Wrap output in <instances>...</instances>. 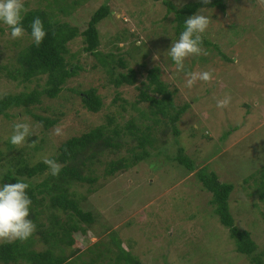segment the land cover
<instances>
[{
    "label": "rangeland",
    "instance_id": "rangeland-1",
    "mask_svg": "<svg viewBox=\"0 0 264 264\" xmlns=\"http://www.w3.org/2000/svg\"><path fill=\"white\" fill-rule=\"evenodd\" d=\"M168 1L179 7L196 0ZM221 3L223 7H201L192 14L202 9L210 18L202 34L206 54L186 58L185 69L179 71L167 51L180 33L162 0H25L28 10H45L55 20L77 27L64 55L76 74L66 79L56 97L41 95L38 103L9 107L0 115V185L12 183L2 173L18 156L30 164L43 161L55 154L62 140L108 123L109 118L110 125L120 126L132 119L138 134L154 143L147 145L150 156L133 161L140 148L133 134L123 133L118 146L103 150L92 164L87 161L89 170L83 171L95 180L75 181L71 190L78 207L89 211L93 220L89 225L79 222L85 231H71L74 243L66 252L75 255L65 264H82L97 256L98 264L114 263L119 250L113 237L141 264H264V0ZM101 4H107L110 13L97 23L99 44L94 53L88 52L81 32ZM10 31L0 21V97L41 90L46 80V75L27 82L9 76L17 67L16 54L32 41L26 32L13 40ZM130 68L135 70V83L114 85L112 79ZM149 70L172 91L176 106L189 104L175 124L178 135L165 117L152 121L148 102L140 99L143 90L159 96L147 80ZM205 70L213 72L210 82L187 87V72ZM89 88L101 98L97 112L87 110L73 91ZM225 96L231 97L228 107L218 108L217 99ZM32 114L55 123L46 128ZM21 120L30 122L35 134L17 148L9 137L13 124ZM57 126L62 135L54 134ZM179 147L191 159L192 170L173 159ZM111 162L122 167L111 171ZM201 170L232 183L229 210L235 225L248 230L256 243L251 255L235 250L227 227L213 212L211 192L197 177ZM49 172L31 180H41ZM58 215L73 221L63 211ZM32 240L36 250L47 246L36 230Z\"/></svg>",
    "mask_w": 264,
    "mask_h": 264
},
{
    "label": "trees",
    "instance_id": "trees-1",
    "mask_svg": "<svg viewBox=\"0 0 264 264\" xmlns=\"http://www.w3.org/2000/svg\"><path fill=\"white\" fill-rule=\"evenodd\" d=\"M162 1L165 3L167 11L173 13L176 32L178 33L184 30L185 20L197 9L215 5L223 7L221 0H211L207 5L203 4L201 0H196L179 7L168 0ZM109 13L110 10L107 4H101L92 13L87 27L81 32L86 43L84 50L94 53L99 44L97 23ZM35 17L42 19L47 35L39 47L32 40L16 54L17 67L10 70L9 76L14 79L19 77L22 82H27L34 77L46 75L44 87L41 90L33 89L29 92L4 94L0 97V115L6 114L9 107L23 106L26 108L38 103L41 95L48 98L56 97L62 90L66 79L76 74L75 68L68 63L64 55L67 52V43L78 34L77 27L70 25L68 22L55 20L45 10L30 9L24 14L22 22L25 32L29 35H31L30 24ZM206 43L207 41L203 39V44ZM119 63L120 65L124 64L121 60ZM135 75V70L130 68L126 73H119L112 81L116 86L134 84ZM147 80L152 85V91L159 95L153 96L145 90L140 92V99L147 101L149 104L152 121H154V118L158 121V115L165 117L172 126L173 134L178 135L179 131L175 124L179 116L189 107V104L184 103L176 106L172 99V91L159 78L157 72L149 70ZM73 91L80 95L81 102L87 110L91 112L99 111L102 101L95 88L74 89ZM31 116L46 128L55 123V120L47 116L40 114H32ZM112 122L113 118H109L108 123L98 124L82 134L71 135L62 140L57 145L55 154L49 157L61 165L58 176H53L49 172L41 180H31V178L39 176L49 168L43 161L30 164L21 156L16 158V162L11 169H7L2 173L5 181L16 183L19 178L30 185L27 189L32 200L29 218L36 224V232L40 234V238L46 242L47 246L43 250L34 249L32 247V235L26 241L1 242L0 264H65L73 259L75 252H66V248L74 243L71 231L77 229L85 231L84 226L80 225L79 222L89 225L93 217L89 211L78 207V200L74 198L75 194L71 190V183L75 181H94V177L90 176L89 172L84 173L83 169L85 170L86 167L88 171L90 164L98 158L103 150L118 146V138L123 133L133 134L137 140V146L140 148L138 152L134 153L133 161H139L150 156L151 151L147 148V145H154L151 137L138 134L139 128L132 119L128 120L124 126L119 124L110 125ZM147 127L149 128V126ZM133 130L136 132L133 133ZM173 159L184 166L185 169H193L191 159L184 155L181 147L178 148ZM110 164H112L111 171L122 167V164L119 163L111 162ZM261 171L264 176V167ZM197 177L203 187L211 192L212 197L209 202L213 205V212L218 216L220 222L227 227L229 236L234 242L235 250L239 253L251 255L256 249V243L251 238L248 230L240 229L235 225L229 210L228 198L233 189L232 183L220 182L213 171L201 170L197 173ZM62 211L69 214V218L73 221L60 219L58 212ZM68 212L74 213L73 216ZM112 241L118 247L119 252L115 262L110 261L111 264H141L138 257L121 247L116 237H113ZM251 257L254 261L260 263L256 256ZM98 259L99 256L85 260L82 264H98Z\"/></svg>",
    "mask_w": 264,
    "mask_h": 264
},
{
    "label": "clouds",
    "instance_id": "clouds-1",
    "mask_svg": "<svg viewBox=\"0 0 264 264\" xmlns=\"http://www.w3.org/2000/svg\"><path fill=\"white\" fill-rule=\"evenodd\" d=\"M201 2L207 5L211 0H201ZM27 11L25 0H0V21L11 30L10 36L13 40L25 35L22 22ZM210 23V18L203 14L202 9L185 20L184 30L180 33L179 39L173 40L167 51L177 70L185 69L186 58L206 54L202 46V34L208 29ZM30 28L33 43L39 47L47 35L44 22L40 17H35ZM186 75L188 77L186 85L191 88L198 81L210 82L213 72L212 70L190 71ZM230 101V96L217 99V107L226 108ZM34 134L33 125L30 122L17 121L13 124L9 141L12 145L20 148L26 139ZM54 134L62 135V129L57 126L54 129ZM43 163L48 166L51 175L58 176L60 174L61 165L56 160L45 157ZM29 187L28 183L19 178L16 183L0 185V241L8 243L16 240L26 241L36 230V224L29 218L32 205V200L27 192Z\"/></svg>",
    "mask_w": 264,
    "mask_h": 264
}]
</instances>
